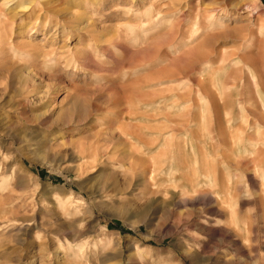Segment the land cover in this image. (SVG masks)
<instances>
[{"label": "rangeland", "instance_id": "374dc122", "mask_svg": "<svg viewBox=\"0 0 264 264\" xmlns=\"http://www.w3.org/2000/svg\"><path fill=\"white\" fill-rule=\"evenodd\" d=\"M249 93L264 0H0V264H264Z\"/></svg>", "mask_w": 264, "mask_h": 264}, {"label": "bare ground", "instance_id": "6f19581e", "mask_svg": "<svg viewBox=\"0 0 264 264\" xmlns=\"http://www.w3.org/2000/svg\"><path fill=\"white\" fill-rule=\"evenodd\" d=\"M31 4V3H30ZM23 6V5H22ZM25 7H28V6H25ZM20 9H23V8H20ZM25 10V9H24ZM213 24V23H212ZM214 26V25H213ZM193 53H197L196 55V57H197V61L198 62H205L207 59H208V56L207 55H203V56H200L199 57V53H198V48L196 49V51L195 52H192L191 54H193ZM209 60V59H208ZM209 63H210V60H209ZM204 64V63H203ZM207 65V64H206ZM203 66H205V65H203ZM206 69V68H205ZM237 72H240V71H238L237 70ZM241 72H242V70H241ZM260 77V76H259ZM254 79H256V77H254ZM204 84H206V83H204ZM263 84V83H262ZM207 85V84H206ZM203 90H201V93L199 94V96H200V99L201 100H205L206 102H208V103H210V104H214L215 102H214V95L210 92V90L206 87V86H203ZM256 95V94H255ZM223 99V98H222ZM223 101H224V99H223ZM225 102V101H224ZM233 98H232V101H231V99H228L225 103V107H226V111L228 110V113L226 112V114H225V116L226 117H228L229 116V120H228V122L227 123H231L232 124V120H233V117L235 116V114H236V112L238 111V110H240L242 107H241V105H240V103H239V107H237L236 109L234 108V104H233ZM245 102V101H244ZM235 103V102H234ZM246 103H248V105L250 106V115L252 116V118L255 120V127H256V130H257V132L255 133L256 134V136L259 134V136L260 135H262L261 137H263V142H262V146H264V132H262V134L260 133L261 131V128H264V99H262V97H261V95H260V93H258V95H257V97H254V95H252V94H250L249 93V95L247 96V98H246ZM244 107V106H243ZM260 107L262 108V109H260ZM192 109V108H191ZM191 109L190 110H188L187 112H186V114L184 115L185 117H183L184 119H183V121L181 122V123H183L182 125H184V126H186V125H189V124H191V122L192 121H196V118H197V116L196 115H194L193 113L194 112H191ZM247 109V108H246ZM245 109V110H246ZM202 111V110H201ZM244 111V110H243ZM240 112L242 113V110H240ZM248 112V111H247ZM238 113H239V111H238ZM246 115V114H245ZM214 116V121L212 120L211 122H209L208 124H207V126H205L206 127V129H205V131H207V133L209 134V132H213V133H215L216 134V137H217V141L218 142H220L221 144H226L227 146H229V144L231 145V143L228 141V138H227V135L226 134H228V133H226V132H223V130H222V126H223V123H222V117H220V114L219 113H217V112H215V114L213 115ZM249 116V115H248ZM115 117V116H114ZM153 118V117H152ZM164 120H165V122H166V116L163 118ZM226 120H227V118H226ZM250 120V119H249ZM224 122V121H223ZM249 122V121H248ZM250 125V124H249ZM254 125H253V127H254ZM125 126V125H124ZM165 126H166V123H165ZM164 126V127H165ZM183 126V127H184ZM136 127V126H135ZM142 127V126H141ZM227 127V126H226ZM230 127V126H229ZM252 127V128H253ZM111 128V127H110ZM109 128V129H110ZM133 128V127H132ZM139 128V127H138ZM172 128V127H171ZM112 129V128H111ZM119 129V128H118ZM135 129V128H134ZM150 129H151V126H150ZM209 129H212L211 131H209ZM228 129V128H227ZM226 129V130H227ZM250 129V128H249ZM115 130V129H114ZM160 129H158V131H159ZM161 130H163V129H161ZM160 130V131H161ZM262 130H264V129H262ZM136 131L137 130H131V128H128V133H129V135H130V137L132 136V135H136L137 133H136ZM153 131V130H152ZM141 132V131H140ZM149 132V131H148ZM172 132H176V129L174 128L173 130H172ZM136 133V134H135ZM230 134H228V137H230V138H232V136H233V134H235L236 133V131L235 132H233V134L231 133V132H229ZM249 134V132L247 133V132H245V135H244V137L247 139V140H252L253 138H252V134H251V136H249L248 135ZM158 136V138H159V135H157ZM95 137L98 139V138H100L101 137V133H96L95 134ZM116 136L114 135V133L113 132H111V140H110V142H111V144H116L115 143V141H117L116 140ZM256 138V137H255ZM118 139V138H117ZM127 139V138H126ZM126 142V141H125ZM257 142V141H256ZM120 144V143H119ZM194 144H192V146H193ZM226 146V147H227ZM254 146V145H253ZM260 146V145H259ZM174 150L176 151L175 152V161L179 164V166H181L183 169H184V171H185V177H186V175H190V177L189 178H187V179H189V181L191 182V186H190V190H191V192L193 191V190H195V188H196V186L194 185V183H192L193 182V179H195V175L197 174V173H200V167H199V158L201 157L200 155H199V153L197 152V150H196V148L195 147H192V150H194V153L192 154V155H190V154H188V153H186L185 151H183L182 150V145L178 142V143H176V144H174ZM188 147V146H187ZM228 148V147H227ZM100 149V147H96L95 148V150H93V151H98ZM147 150V149H146ZM237 150V149H236ZM100 151V150H99ZM257 151V150H256ZM255 151V152H256ZM257 156L254 158V159H252L251 161H245L244 163L243 162H239V164H237V165H241V166H243V167H245L246 169H249L251 166H253V165H258V166H264L263 165V161H264V148H261V149H259L258 151H257ZM97 155V154H96ZM88 156V155H87ZM91 156V154L88 156V157H90ZM254 157V156H253ZM82 158H84V154L82 155ZM189 158H191V159H193L194 160V164L193 165H191V162L189 161ZM188 162H190V165L188 164ZM222 162V161H221ZM163 163V162H162ZM225 163H226V161H225ZM236 164V163H235ZM154 165H156V163L154 162ZM177 165V164H176ZM178 166V165H177ZM238 167V166H237ZM171 168V167H170ZM195 169H199V172L197 171V170H195ZM155 170L156 169H154V171L153 172H155ZM162 172H163V169L161 170ZM196 171H197V173H196ZM252 171V170H251ZM161 172V173H162ZM198 175V174H197ZM191 176H192V181L190 180V178H191ZM196 182V181H195ZM203 185V184H202ZM197 189V188H196ZM197 190H200L199 188L197 189ZM187 192V191H186ZM194 192H196V191H194ZM193 192V193H194ZM197 193V192H196ZM197 195H199V194H197Z\"/></svg>", "mask_w": 264, "mask_h": 264}]
</instances>
